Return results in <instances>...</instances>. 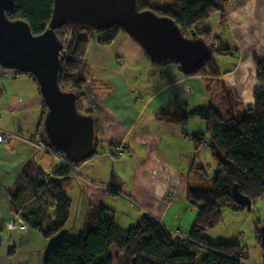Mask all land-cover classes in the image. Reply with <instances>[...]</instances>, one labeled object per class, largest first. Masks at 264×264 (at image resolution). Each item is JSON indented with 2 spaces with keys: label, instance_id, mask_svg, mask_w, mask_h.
<instances>
[{
  "label": "trees",
  "instance_id": "16d2710c",
  "mask_svg": "<svg viewBox=\"0 0 264 264\" xmlns=\"http://www.w3.org/2000/svg\"><path fill=\"white\" fill-rule=\"evenodd\" d=\"M232 1L222 0V6L218 7L211 0H136L139 11L148 10L157 16L169 17L185 37L207 43L217 37L213 31L202 29V24L210 15L218 13L220 26H223L226 22L225 8ZM53 9L54 0H14L6 15L12 21L26 22L32 34L39 36L49 28ZM79 29L87 28L66 22L55 33L62 45L58 84L62 91L74 94L80 113L86 94L83 70L89 39L80 35ZM93 30L95 41L101 46L110 45L120 32H125L116 24H106ZM218 46L212 47L211 58L203 67L191 72H184L177 61L166 63H175L189 76L218 77L223 73L218 69L214 56H234L231 49ZM254 64L259 86L253 93V106L244 109L240 116H225L213 106L184 111L176 103L166 106L157 116L162 122L182 127L188 126L193 118L206 125L205 132L193 135L191 140L197 150L209 148L216 171L209 189L189 188L187 192V200L199 209L188 234L176 233L148 213H144L135 226L123 228L108 207L89 205L79 238L72 241L63 237L62 232L72 213L68 186L76 178L74 171L82 161H71L63 152L42 140L48 107L39 83L43 99L36 144L59 156L62 165L49 174L32 159L18 170L8 192L10 217L5 220L3 228L9 232L7 225L15 220L17 227L24 224V231L31 228L49 240L44 264H242L247 258L241 253L243 249L239 242L214 243L205 232L222 222L224 210H246L234 196L235 186L252 201V208L258 200H264V57L255 58ZM10 70L0 63V82L11 76ZM12 71V77L28 75L36 80L31 73ZM2 96L0 85V101ZM0 135H4L0 143L15 136L4 128H0ZM113 192L120 195L119 191ZM263 226L264 221L261 220L255 224L254 237L260 248Z\"/></svg>",
  "mask_w": 264,
  "mask_h": 264
},
{
  "label": "crops",
  "instance_id": "0c3cea01",
  "mask_svg": "<svg viewBox=\"0 0 264 264\" xmlns=\"http://www.w3.org/2000/svg\"><path fill=\"white\" fill-rule=\"evenodd\" d=\"M211 2L222 6V0ZM225 19L223 26L217 19L219 28L214 36L217 39L208 43L212 47L219 44L221 48H230L235 61L232 68L218 77L189 76L175 63H153L142 46L125 32H120L107 46L98 45L91 34L83 71L86 94L80 113L94 120L95 152L82 160L80 166L90 163V181L80 178L79 183L74 178L79 191H86L90 198L81 211L85 216L89 205H103L112 210L116 221L118 212L130 213V225L138 223L144 213H151L174 231L184 235L191 231L199 209L187 200V192L189 188L212 186L207 181V168H213L214 164L211 152L204 148L197 150L191 140L193 135L204 133L206 125L193 118L188 126L182 127L162 122L157 115L172 103L184 111L213 106L225 116H240L244 109L253 106V93L259 86L254 59L264 57V0H233L225 8ZM21 76L29 79L25 81ZM21 76L9 75L7 78L11 79L0 82L3 90L0 110L7 116L23 113L30 100L33 123L39 115L37 110L41 119L43 98L38 83L36 87L34 79ZM223 81L225 91L220 86ZM29 86H35L39 92L38 100ZM45 120L42 140L52 146ZM21 126L15 124L14 130L11 128L15 136L0 143V148L5 149L4 144L10 149L19 146L17 135L23 132ZM31 140L36 146L38 137ZM118 148L125 151L116 154ZM49 156L44 155L45 163L40 166L52 174L57 166L48 169ZM111 168L122 183L114 187L120 195L107 189ZM69 186L68 189L74 187L72 181ZM127 197L135 198L138 206L134 205V211L129 201H125ZM234 239L229 241L239 242ZM241 253L245 254L243 250ZM242 264H264L262 249L256 260L247 259Z\"/></svg>",
  "mask_w": 264,
  "mask_h": 264
},
{
  "label": "water",
  "instance_id": "95a60500",
  "mask_svg": "<svg viewBox=\"0 0 264 264\" xmlns=\"http://www.w3.org/2000/svg\"><path fill=\"white\" fill-rule=\"evenodd\" d=\"M13 3L0 0V63L37 79L48 107L45 123L49 141L71 161L90 158L96 137L93 118L79 113L74 94L62 91L58 84L62 45L55 30L64 23L87 29L116 24L142 46L153 63L177 61L184 72L203 67L211 58V44L185 37L169 17L139 11L136 0H54L49 28L39 36L32 34L26 22L8 19L6 12ZM121 184L116 175L111 176L110 186ZM234 196L251 210L252 201L237 186ZM260 237L264 255V226Z\"/></svg>",
  "mask_w": 264,
  "mask_h": 264
},
{
  "label": "rangeland",
  "instance_id": "374dc122",
  "mask_svg": "<svg viewBox=\"0 0 264 264\" xmlns=\"http://www.w3.org/2000/svg\"><path fill=\"white\" fill-rule=\"evenodd\" d=\"M212 1L216 2L217 0ZM219 17L220 16L218 13L210 15V17L202 24V29L213 31V34L215 36L216 30L219 28V26L217 25V19ZM78 31L80 35L85 36L89 40L91 34L94 36V38H96V34L93 29H79ZM69 42L70 39L68 40V43ZM214 61L218 69L223 73L229 70V68H232V64L235 60L233 56H222L216 54L214 56ZM9 73L12 75L14 72L10 70ZM21 77H23L25 81L26 79H29L27 78V76ZM8 79H11V77L3 78L5 82ZM17 79L19 78L17 77ZM35 83V86L37 87L38 81H36ZM35 86L29 87L31 88V90H33L34 99L38 100V98H40V95L38 94L39 92L37 93V89H35ZM220 86L225 91V85ZM10 88L11 85L9 84V89ZM17 88L19 89L20 86H18ZM28 105L32 106L30 100L28 102ZM28 105L26 104V107H24L25 112L9 114L8 116L4 115V111L0 110V128H4L12 132L11 128L14 130L13 126L15 124H19L22 125L20 130L23 131L21 132L22 134H20V132L15 131L20 134V136L17 135L20 138V144L16 149H10L6 147V144H4L5 149H3L2 147L0 148V264H44L45 256L50 247V241L42 237V235H40L36 230L26 228V230L24 231L25 228L23 229L19 227L20 225L16 229H11L9 228L10 226L7 225V229L9 230V232L5 228H3V226H5V220L8 219L9 216L8 192L12 188V185L16 180L18 170H20L23 165H25L28 161L32 159H35V161L39 165H42V162L45 163L46 160L44 158V155H51L47 157L48 159H51L49 161L51 163H48V169L53 170V168H55L56 166V168H59L62 165L59 161V156L54 153H49L43 147V145L39 146V143H37L36 146H34L33 142H31V138H37L36 131L38 123L40 121V111L37 110V114L39 115L36 120L32 123V120L35 119L33 114L34 109L33 107H28ZM199 150H203V147H201ZM205 150L209 151V148L206 147ZM124 151L125 150L123 148H118L116 154H121ZM120 159H122V157L114 159V161ZM85 165L86 166L82 167H80V165L78 169L74 171V177H76L79 183H82L80 178L87 180L88 182L90 181V163ZM212 167L213 168L210 169L207 168V173L209 176V179H207V181L209 180L208 182H213L214 173L216 171L215 163ZM116 168L117 171L120 170L118 169V165H116ZM116 170L113 168L110 169V179L112 175L117 176ZM72 184L74 185V187L72 189H68L69 196L72 199V213L64 232H62V235L63 237L68 238L69 240L75 241L79 238L83 231L85 223V214L81 211L83 210L82 208L85 206V203L89 202L90 198L86 191H79L80 188L75 179L72 180ZM81 188H84V185ZM107 189L110 192L117 191L116 188L112 186L107 187ZM130 198L133 200V202H131L128 198V200L125 201H129L128 203L129 205H132V209L134 211V207H137L138 204L134 197ZM80 204L83 205L79 209ZM148 214L160 221L159 218H157L153 214ZM129 215L130 213L122 214L118 212L117 223L123 228H130L135 226L137 223L134 225L129 224ZM259 220L264 221V200H258L251 210L246 209L241 212H232L230 210H224L222 222L216 228L206 231L205 235L214 243H231L232 241L229 240H233L234 238H236V240L239 241L242 245V249L245 252L244 255L246 256V258L253 261L256 260V257L258 255H261V248L258 246V244L255 243L254 237L255 224ZM175 232L179 233V231Z\"/></svg>",
  "mask_w": 264,
  "mask_h": 264
},
{
  "label": "built area",
  "instance_id": "2783aa9c",
  "mask_svg": "<svg viewBox=\"0 0 264 264\" xmlns=\"http://www.w3.org/2000/svg\"><path fill=\"white\" fill-rule=\"evenodd\" d=\"M4 140V135H0V141H3ZM60 159L64 162V164L65 165H68V164H66L65 163V161H64V159L62 158V157H60ZM131 202H133V200L131 199V198H128ZM8 225L10 226L9 228H11V229H15V228H17V223H16V221L15 220H13L12 222L10 221L9 223H8ZM19 227H21V228H25V226H24V224H22V225H20Z\"/></svg>",
  "mask_w": 264,
  "mask_h": 264
},
{
  "label": "bare ground",
  "instance_id": "6f19581e",
  "mask_svg": "<svg viewBox=\"0 0 264 264\" xmlns=\"http://www.w3.org/2000/svg\"><path fill=\"white\" fill-rule=\"evenodd\" d=\"M95 128V127H94Z\"/></svg>",
  "mask_w": 264,
  "mask_h": 264
}]
</instances>
